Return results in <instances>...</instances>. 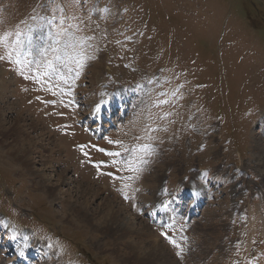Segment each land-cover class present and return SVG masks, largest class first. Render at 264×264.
I'll return each instance as SVG.
<instances>
[{
    "label": "rangeland",
    "instance_id": "374dc122",
    "mask_svg": "<svg viewBox=\"0 0 264 264\" xmlns=\"http://www.w3.org/2000/svg\"><path fill=\"white\" fill-rule=\"evenodd\" d=\"M51 30L56 40L73 43L75 55L66 61L82 68L83 115H92L93 105L115 88L142 87L133 106L137 118L115 134L126 140L108 145L123 150L142 142L137 150L148 160L130 205L104 174L106 168L81 167L85 152L96 155L93 139L83 130L65 135L66 119L47 105L41 109L40 99L49 94L40 96L37 71L47 69L53 50H66L49 37L48 55L39 47L38 33L43 37ZM13 55L20 61L36 57L31 70L24 63L33 90L20 74L23 62ZM57 123L61 134L52 129ZM198 166L210 175L206 193L213 196L196 221L185 223L183 229L191 232L177 242L184 249L178 256L161 235L177 229L149 224L147 208L162 185L174 191L186 179L195 182ZM40 168L47 169L45 176ZM67 172L70 184L54 188L53 181ZM93 182L110 202L124 204L126 214L148 222L166 245L167 259L155 264H235V257L264 248V0H0V213L15 227L29 228L28 236L15 228L10 241H1L0 255L7 250L13 264H23L25 255L30 264H55L57 258L59 264L152 263L130 254L133 236L123 242L117 231L97 225L101 217L80 215L83 202L89 203L82 195ZM70 186L76 190L72 197H57L56 191ZM252 195L250 217L241 218L240 208ZM235 239L240 243L233 246ZM263 263L264 258L257 262Z\"/></svg>",
    "mask_w": 264,
    "mask_h": 264
},
{
    "label": "bare ground",
    "instance_id": "6f19581e",
    "mask_svg": "<svg viewBox=\"0 0 264 264\" xmlns=\"http://www.w3.org/2000/svg\"><path fill=\"white\" fill-rule=\"evenodd\" d=\"M74 144H76V143H74ZM46 171H47L46 168L38 169V172H40L39 174L41 176H45ZM67 171H68V169H67ZM46 177H49V176H46ZM54 179H55V175H52L49 177L50 183H47V182L46 183L49 184V186H51V181H53ZM72 179H73V177L71 176V174L69 172H67L66 176L61 181L60 180L59 181L58 180L53 181V182H55L54 188H57V190H59L60 189L59 187H65V186L69 185L70 184L69 182ZM160 181L161 180H159V184H160ZM95 184H96L95 182L88 183L87 184L88 186H86L88 191H86V193H83L82 198L87 199L86 201H89V203L87 204V206L85 205L86 202H83L84 205L81 204L82 206H85V209L83 208L82 210H80V215L82 214V216H84V218H90V219L93 218L94 220L98 216L101 217L100 221H98L99 224H97V225H99V227H102V225H103L104 227L106 226L107 229L115 230V232L117 231L115 234L116 238L120 237L121 239H123V238L127 239L128 237L132 238V236H133L132 241H130V244H129L130 246H132V248L130 249L131 250L130 254H133L134 256H136L138 258H145V259L148 258L152 262L150 264H155L158 259H162L164 257H165V259H167L166 255L168 253V249H166V245L163 244L160 239H158L157 235L153 234L150 231L148 222L137 220V216H135L136 218H133L134 216H132L131 214H128V212L126 214V212H125L126 210L124 211V207H125L124 204L121 203L122 205H120V203H117L116 198H114L113 203L110 202L109 199H111L112 197L109 198V197L103 195L105 190L103 191V189H101V187L96 188L97 186ZM190 189H191L190 195H195V197L197 198L199 196V193H197V189L195 187L190 188ZM75 191L76 190L73 187H71L69 189L61 190L60 192L56 191V194H57V197H59V198H62V197H60L61 193H64L65 196H67V197L68 196L72 197V195H73V193H75ZM78 191H79V189H78ZM91 191H95L94 197L89 198V196H91L90 195ZM54 198L55 199L53 201H56V197H54ZM68 200L71 201V199H68ZM115 200H116V202H115ZM108 202H110V203H108ZM108 205H109V207H107ZM195 205H197V203ZM82 206H80V208ZM103 206H105V208ZM76 207H77V205H76ZM165 216H167L165 221L172 224L173 223L172 216H168L167 214ZM122 232H123V234L121 236ZM136 235L137 236L140 235V237L142 236V238L137 239ZM123 242H124V239H123ZM149 248H152L151 252H147V250H149ZM170 258H172L171 260L173 261V257H170ZM168 259H169V257H168Z\"/></svg>",
    "mask_w": 264,
    "mask_h": 264
},
{
    "label": "snow or ice",
    "instance_id": "6c2138e0",
    "mask_svg": "<svg viewBox=\"0 0 264 264\" xmlns=\"http://www.w3.org/2000/svg\"><path fill=\"white\" fill-rule=\"evenodd\" d=\"M102 103H103V102H102ZM100 107H101L100 105H97V107H96V111H97V112L100 111ZM110 143H111V141H110ZM100 151H103V149H100ZM108 154H109V155H114V156H119V155H120V153H108ZM85 155H87V152H85ZM125 199H128V197L125 196ZM161 235L164 236L165 239L169 240V242H170L171 244H173V246H174L175 248L178 249L177 255H178V256H182V253H183L184 249H183V247L181 246V244L177 243L174 239H172L171 237H169L167 233L162 232Z\"/></svg>",
    "mask_w": 264,
    "mask_h": 264
}]
</instances>
